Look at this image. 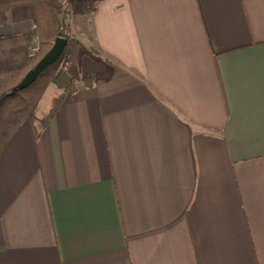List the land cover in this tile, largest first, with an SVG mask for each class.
Returning <instances> with one entry per match:
<instances>
[{"label":"crops","instance_id":"0c3cea01","mask_svg":"<svg viewBox=\"0 0 264 264\" xmlns=\"http://www.w3.org/2000/svg\"><path fill=\"white\" fill-rule=\"evenodd\" d=\"M68 26L100 61L71 47L47 126L0 152V264H264V0H101Z\"/></svg>","mask_w":264,"mask_h":264},{"label":"trees","instance_id":"16d2710c","mask_svg":"<svg viewBox=\"0 0 264 264\" xmlns=\"http://www.w3.org/2000/svg\"><path fill=\"white\" fill-rule=\"evenodd\" d=\"M101 0H0V27L7 24L31 22L29 33L0 35V152L17 129L25 122L42 130L51 120L62 95L53 100L50 111L39 119L37 114L51 80L61 74V63L71 46L65 17L88 16L96 10ZM68 41L62 54L52 65L47 66L23 90H14L25 75L48 53L55 39ZM79 57L87 56L100 61L96 52L77 42ZM68 93V86L65 93Z\"/></svg>","mask_w":264,"mask_h":264},{"label":"rangeland","instance_id":"374dc122","mask_svg":"<svg viewBox=\"0 0 264 264\" xmlns=\"http://www.w3.org/2000/svg\"><path fill=\"white\" fill-rule=\"evenodd\" d=\"M71 17H73V16H71V15H67L66 17H65V23L67 24V27H68V33H69V39L71 40V46H70V49H71V47H73L74 45H76L77 46V41H76V39H78V34H77V32L75 31V30H73L72 32H70V30H69V26H68V24L70 23V20H71ZM83 17H85V16H83ZM86 17H88V16H86ZM78 25V24H77ZM23 25L22 24H20V23H13V24H7V25H5V26H1L0 27V35H4V33H6V32H11V33H18V32H22L23 31ZM29 33V32H28ZM70 49H69V51H70ZM68 57H69V53H68V55L63 59V61H62V63H61V71H62V67H63V65H64V63L66 62V60L68 59ZM57 79V78H56ZM56 79H53V80H51V82H50V84L51 83H53ZM50 84H49V86H50ZM48 86V87H49ZM68 86V85H67ZM66 86V87H67ZM47 87V89H46V92H45V94H44V98L42 99V101L40 102V106H39V111H38V114H37V116H38V118L39 119H42L49 111H50V109L52 108L51 107V105L52 104H50V95H51V91L49 90L50 88H48ZM70 86H68V88H69ZM48 90V91H47ZM47 108H49V109H47ZM35 125V128H38L39 129V123H35L34 124Z\"/></svg>","mask_w":264,"mask_h":264},{"label":"water","instance_id":"95a60500","mask_svg":"<svg viewBox=\"0 0 264 264\" xmlns=\"http://www.w3.org/2000/svg\"><path fill=\"white\" fill-rule=\"evenodd\" d=\"M68 41L63 38L55 39L52 48L48 53L34 66V68L29 71L22 81L15 87L14 90H23L30 86L36 77L49 65L56 62L59 56L62 54Z\"/></svg>","mask_w":264,"mask_h":264}]
</instances>
